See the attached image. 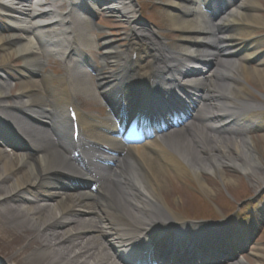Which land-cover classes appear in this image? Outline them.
I'll return each mask as SVG.
<instances>
[{"label": "bare ground", "instance_id": "6f19581e", "mask_svg": "<svg viewBox=\"0 0 264 264\" xmlns=\"http://www.w3.org/2000/svg\"><path fill=\"white\" fill-rule=\"evenodd\" d=\"M56 1L0 0V17L6 19L9 32L0 30V51L4 52L0 55V235L18 228L35 238L29 254L34 258L26 255L23 264H133L128 254L134 248L163 264H219L223 258L231 262L227 259L232 255L225 249L247 244L251 224H182L163 195L169 169L182 177L191 176L199 191L210 196L213 190L205 176L228 184L227 168L264 184L262 155L254 139L246 133L242 137L232 133L235 128L264 125L261 106L246 85H264L260 0H159L165 7V26L179 34L172 44L160 41L159 33L136 16L133 0H64L69 8L66 13ZM208 8L214 10L213 15L204 11ZM100 9L128 23L131 30L126 33L125 49L116 47L110 38L103 42L99 86L114 105V115L102 120L77 109L79 147L87 159L94 143H115L123 148L119 151H127L115 177L103 176L102 168L90 161L85 171L79 169L70 156L77 144L72 141L73 132L70 136L65 111L71 104L77 107L80 96L95 97L81 51L96 46L90 14ZM68 52L72 62L65 59ZM12 55L24 62L14 96L11 74L5 70L13 69ZM49 57L64 62L67 74L61 78L45 74ZM252 61L256 66L250 67ZM140 79L145 83L139 84ZM224 79L231 82L223 84ZM144 84L149 88L155 84L156 92L157 87L166 91L160 98L162 106L155 111L158 116L166 108H184L191 121L146 143V148L125 150L105 133L111 135L114 128L116 133L120 108L131 127L130 118L136 119L132 116L147 106L144 98L153 97V90ZM72 178L101 181V197L95 198L100 193L94 195L82 186L76 188ZM66 181L74 193L62 188ZM170 221L189 232L192 229V235L181 237L178 230L172 240L156 241L151 228ZM219 229H227V240L218 238L213 244ZM195 235L205 240L193 241ZM144 237L152 245L148 251ZM209 245L220 250V255H207L201 249ZM6 261L0 264L21 263Z\"/></svg>", "mask_w": 264, "mask_h": 264}, {"label": "rangeland", "instance_id": "374dc122", "mask_svg": "<svg viewBox=\"0 0 264 264\" xmlns=\"http://www.w3.org/2000/svg\"><path fill=\"white\" fill-rule=\"evenodd\" d=\"M136 3L138 5L136 9H139L146 19L152 21V25L159 31V33L165 35L164 37L167 38L169 42H177L179 34L174 31H169L165 26V17L163 13L165 7L162 5L163 2H160L159 0H137ZM56 4L60 6V11L62 12L67 7V3H65L64 0H58L56 1ZM139 5L141 7H139ZM260 6L261 10L259 11V14L264 20V0H261ZM95 16L96 18L93 20V23L97 26H95V29L90 30V32L93 39L95 41L97 40V45L95 46L96 49H91L90 53L96 60L97 66L102 69L101 56L103 50L101 44H103V41L106 38H111L115 44H117L119 49H125L128 45L126 33L130 32V26L126 22L123 23L122 21L113 18L102 17L98 14ZM2 21L1 24L3 29L8 30L5 24L6 20L3 18ZM144 22L147 21L144 20ZM152 25L150 27H152ZM4 34L8 35L9 32L7 31ZM259 34L264 35V28L260 29ZM262 48L264 49V43ZM3 53V51H0V55ZM9 64L13 69L8 70L5 68V70L11 74L10 81L13 86L10 89V93L14 96L20 88L19 79L21 78L18 72L23 71L24 62L18 56L12 55ZM251 66H254V63L251 64ZM116 69L117 68L115 67H109V70ZM43 72L61 78L64 74V67L58 59L49 57ZM89 78L96 93L95 97L80 96L78 108L83 113L90 116L95 115L100 116V118L110 117V109L99 92L97 78L94 75H90ZM56 84L57 83H55V85ZM253 84L255 86L254 89L250 88L247 84L246 85L251 91L253 97H255L257 101H260V105L264 108V94L258 91V89L264 85L257 86L255 82H253ZM249 85L253 86L252 83ZM261 91L264 93V88H261ZM251 136L255 141L257 150L262 155V172L264 174V129L251 133ZM225 174L227 180H231V182L228 184L226 183L225 185H223L224 183L222 184L217 177L211 175L205 176L204 180L213 190V194L210 196L201 193L199 187H197L190 176L187 175L182 177L177 172L169 170L170 176H168L166 180L167 189L163 195V200L169 205L168 208L171 211L178 216L184 214L187 219L192 217L191 214L195 212L198 213L200 210H203L207 218L210 219L209 222L224 217H227V219H238V221L242 222L244 216L250 215V217L254 219V225H252L254 227L251 229L252 240L246 246L249 254H243V256L239 258L244 259L245 264H264V208H260L264 205V184L258 182L255 177L245 175L242 172H235L232 168L225 169ZM247 197H253L251 203H247L248 201L245 202L243 200ZM227 198H234V201H229ZM197 204L198 207L194 208V205ZM237 213H239L238 216H236ZM196 218L200 219L199 216ZM196 218L192 217L191 219L196 220ZM32 239L35 238H32L29 233H24L18 230V228L11 230L8 234L0 235V257L4 259V261L10 260L12 263L13 259L21 261L20 264L27 263L24 258L26 255L31 254L35 247ZM257 252H259L258 255L255 254ZM29 256L34 258V255ZM29 263H31V261H29L28 264Z\"/></svg>", "mask_w": 264, "mask_h": 264}]
</instances>
